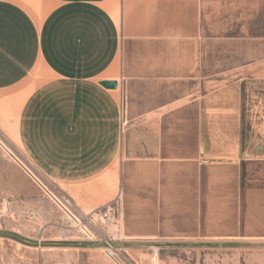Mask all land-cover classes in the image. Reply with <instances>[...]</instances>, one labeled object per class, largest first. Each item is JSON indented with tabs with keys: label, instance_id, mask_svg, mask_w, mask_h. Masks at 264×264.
Here are the masks:
<instances>
[{
	"label": "crops",
	"instance_id": "0c3cea01",
	"mask_svg": "<svg viewBox=\"0 0 264 264\" xmlns=\"http://www.w3.org/2000/svg\"><path fill=\"white\" fill-rule=\"evenodd\" d=\"M208 8V0H0V104L23 151L82 200L101 199L88 194L127 183L133 169L138 183L157 184L162 166L242 158L240 131L224 129L239 120V101L223 78L209 89L198 62Z\"/></svg>",
	"mask_w": 264,
	"mask_h": 264
},
{
	"label": "rangeland",
	"instance_id": "374dc122",
	"mask_svg": "<svg viewBox=\"0 0 264 264\" xmlns=\"http://www.w3.org/2000/svg\"><path fill=\"white\" fill-rule=\"evenodd\" d=\"M208 1L198 62L207 66L209 89L210 80L223 78L218 84L239 101V120L224 129L240 131L242 158L162 166L157 184L138 183L133 169L127 183L88 194L101 199L82 200L28 157L13 134L9 105L0 104L8 144L53 190L94 213L98 230L87 238L0 149V264H264V0ZM108 241L118 258L107 254Z\"/></svg>",
	"mask_w": 264,
	"mask_h": 264
},
{
	"label": "built area",
	"instance_id": "2783aa9c",
	"mask_svg": "<svg viewBox=\"0 0 264 264\" xmlns=\"http://www.w3.org/2000/svg\"><path fill=\"white\" fill-rule=\"evenodd\" d=\"M120 87V85H119ZM128 95L125 89H121L119 98V113L122 122H126L128 116ZM0 149L3 150L10 158L21 167V169L30 177V179L39 186L47 196L59 205L63 213L71 220L75 228H78L87 238L92 239L98 232L94 220L93 213H85L73 201L66 196H62L53 190L50 183L36 169V167L16 152L0 133ZM107 254L111 258H118L120 250L112 242H107Z\"/></svg>",
	"mask_w": 264,
	"mask_h": 264
},
{
	"label": "water",
	"instance_id": "95a60500",
	"mask_svg": "<svg viewBox=\"0 0 264 264\" xmlns=\"http://www.w3.org/2000/svg\"><path fill=\"white\" fill-rule=\"evenodd\" d=\"M102 84L107 88H117L118 82L117 81H103Z\"/></svg>",
	"mask_w": 264,
	"mask_h": 264
},
{
	"label": "bare ground",
	"instance_id": "6f19581e",
	"mask_svg": "<svg viewBox=\"0 0 264 264\" xmlns=\"http://www.w3.org/2000/svg\"><path fill=\"white\" fill-rule=\"evenodd\" d=\"M112 11H113V14L115 15V17L117 18V20L119 21V19H120V15H119V9L117 8V7H113L112 8ZM40 20V19H39ZM16 118V117H15ZM119 196H121V191H120V193H119ZM93 211V210H92ZM89 212V211H88ZM91 212V211H90ZM89 212V213H90ZM94 214V213H93ZM96 214V213H95ZM94 216V215H93ZM115 230V229H114Z\"/></svg>",
	"mask_w": 264,
	"mask_h": 264
}]
</instances>
